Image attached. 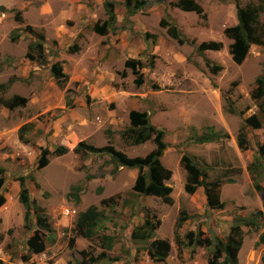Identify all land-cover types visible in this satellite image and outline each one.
<instances>
[{"label":"rangeland","instance_id":"obj_1","mask_svg":"<svg viewBox=\"0 0 264 264\" xmlns=\"http://www.w3.org/2000/svg\"><path fill=\"white\" fill-rule=\"evenodd\" d=\"M142 1V9L130 15L124 0H0L5 10L0 11V86H4L0 87V264H80L85 259L97 264H208L213 245L197 247V235L214 244L216 238L228 236L235 219L264 212V196L253 187L255 181L264 186V158H258L264 119L251 99L255 81L264 71V46L251 45L243 63L236 65L229 55L232 41L224 35L226 28L237 25L238 8L264 6V0H193L201 7V16L181 11L180 0ZM105 2L113 4L116 16V30L108 32V38L92 30L107 19ZM162 21L177 27L183 44L167 35ZM254 27L264 43V13ZM32 34L44 37L46 64L38 62L36 53H32L35 63L19 61L28 53ZM104 40L107 44L116 40L111 56ZM210 41L221 43V49L199 54L198 47ZM74 46L78 51L71 52ZM130 59L143 66H137L136 74L124 67ZM205 59L222 70L211 74ZM57 62L68 78L62 87L50 73ZM103 64L110 65L107 76L112 74L105 86ZM139 75L143 84L137 87L134 81ZM16 97L24 100L23 105L8 108L5 102ZM132 110L147 112L151 124L165 133L167 149L161 164L171 172L166 184L173 190L172 205L136 196L132 187L137 170L115 169L107 155L74 151L83 141L96 148L111 145L128 157L146 156L154 149L151 142L130 146L120 138ZM254 114L262 128L244 130L248 149L241 150L237 136L244 119ZM208 126L221 133L220 139L196 144L194 136ZM58 147L67 153L54 155ZM43 149L49 152L48 165L38 169ZM184 154L207 170L208 181H220L221 210L207 208L202 187L192 195L184 192L186 173L180 166ZM226 170L235 171L224 177ZM20 178L32 205L44 212L51 226L39 254L28 249L27 242L38 229L32 213L24 220ZM91 206L100 213L99 223L94 237L83 239L74 225ZM67 209L76 215H64ZM147 212L159 222L154 239L170 244L169 257L162 263L148 256L145 244L130 238ZM179 218H185L177 231L181 248L174 236ZM241 229L238 264H262L264 246H257V239L263 227ZM187 234H192L193 245L185 239ZM104 236L114 240L110 250L104 246Z\"/></svg>","mask_w":264,"mask_h":264},{"label":"trees","instance_id":"obj_2","mask_svg":"<svg viewBox=\"0 0 264 264\" xmlns=\"http://www.w3.org/2000/svg\"><path fill=\"white\" fill-rule=\"evenodd\" d=\"M124 3L126 11L130 15L140 11L145 4L142 0H124ZM178 8L183 12H193L198 16L202 15L201 7L193 0H180ZM104 9L107 19L102 24L98 22L95 23L92 28L93 32L100 36H105L108 32H114L116 30L114 26L116 23V16L114 14L113 4L105 2ZM0 11L5 10L4 8H0ZM260 13H264V6L262 4H259L258 6L248 5L244 8H238L237 25L224 30L225 37L232 41L229 46V55L231 56L233 63L236 65L243 63L251 45L264 46V43H261L256 37L257 31L254 27L255 23H257L259 19ZM160 25L166 29V33L171 39L181 44L184 43V39L181 37L179 30L174 24L162 21ZM32 36L34 40L30 43L28 53L19 61L21 63H32L34 62V55L32 53H36L37 58L39 59L38 62L46 64L43 46L45 40L43 35L32 34ZM221 46L222 45L219 42H203L198 47L197 52L202 54L204 51H219ZM69 50L71 52H76L78 51V48L77 46H74ZM38 62L36 63L37 65ZM204 62L211 74H216L222 70V66L211 62L208 59H205ZM150 63L153 65L152 62ZM137 66L141 67L140 63L132 59L127 60L124 64L125 68L131 69L133 72L136 71ZM141 68H143V66ZM50 73L59 87L64 86V84L68 81L67 75L63 72V68L59 62L51 66ZM134 83L137 87H140L143 84L142 77L139 75ZM0 87L4 86L1 85ZM251 99L256 103L258 108L257 114L264 119V71L255 81V86L251 91ZM23 102V99L16 97L11 100V102L5 103L6 105L9 104V106L7 105L8 108H12L15 105H23ZM229 112H233L231 107ZM257 114H254L243 121L244 126L240 129L237 136V145L241 150L248 149L246 132L244 130L246 128H251L253 130H259L262 128L261 121ZM128 116L129 125L120 132V138L125 144L130 146H139L147 142H151L154 145V149L146 156L128 157L123 152L114 149L111 145L96 148L93 145H85L83 142H80L74 151L78 152L84 150L86 151V154L88 152L91 154L107 155L109 156V162L115 166V169L128 168L137 170L138 175L132 187L133 193H135L136 196L141 197H155L160 199L166 205H172L173 199L171 197V193L173 190L166 184V182L171 178V172L161 164V158L167 149V144L164 142L165 133L163 130L158 129L151 124L150 117L147 112L132 110L129 112ZM219 134L221 133L215 132L213 127L208 126L205 128V132L202 133V135L194 136V142L196 144L211 143L220 139L221 136ZM223 137L227 136L223 134ZM67 151L68 150L65 147H58L53 153L56 156H62L65 155ZM48 155L49 152L47 149H43L41 151V156L38 160V169H42L48 165ZM258 155L259 159L264 158V142L258 148ZM259 159L257 160L259 161ZM180 166L186 173L185 184L183 187L184 192L187 195H192L199 187H202L206 198L207 208L211 210H221L224 204L220 201V181H208L206 173L207 170L201 167V165H199V163H197L195 158L191 155H182L180 159ZM233 171L235 170H226L223 176L228 177ZM236 172L239 171L236 170ZM2 183L3 179L0 178V186ZM19 184V202L25 209L24 220L27 222L28 216L32 213L36 219V226L38 229L28 240V249L31 254H39L45 249L44 235H46V232H52L51 226L44 212L40 208L32 205L29 192L25 187L24 178L19 179ZM253 187L264 196V186H261L260 183L255 181L253 183ZM0 203H2L1 200ZM99 218L100 213L94 206H91L84 212H81L77 216L74 225L76 235L83 239H91L94 237L95 229L99 223ZM152 219H156V217L154 216ZM184 219L185 218L178 219L174 234L179 248H181L183 244L177 231L182 227ZM158 225L159 222H153L150 218V214L148 213L143 224L132 228L130 238L134 242L143 245L145 244L142 248L146 250L148 256L155 262L162 263L169 257L170 244L165 240L154 239V234ZM242 226L255 229L263 227V230L257 239V246H264V212L259 211L250 217H240L235 219L228 236L224 239L216 238L214 244L211 243L208 238L199 240L197 237L200 235L195 237L197 247L208 248L213 245L212 252L210 251L208 264H238L237 253L240 249L243 237L241 229ZM103 239L105 248L110 250L113 246L114 240L109 236H104ZM185 239L189 240V245H193L195 243L192 241V234L185 235ZM84 256L86 257V254ZM23 259L24 261H28L30 259V255L25 256ZM260 261L264 264V252L261 255ZM80 264L97 263L93 259H85L81 261Z\"/></svg>","mask_w":264,"mask_h":264},{"label":"crops","instance_id":"obj_3","mask_svg":"<svg viewBox=\"0 0 264 264\" xmlns=\"http://www.w3.org/2000/svg\"><path fill=\"white\" fill-rule=\"evenodd\" d=\"M109 34L111 35L112 33H109ZM101 37H106V36H101ZM125 37H127V34H125ZM106 38H108V37H106ZM104 42H105V40H104ZM115 42H116V40L115 41L113 40V42L111 41L110 44L109 43L107 44L106 42H105L106 44H103L106 47V49H108V51L106 53L109 56H111V54L114 52L113 49H116V43ZM130 49L133 50L132 48H130ZM108 55H106V56H108ZM119 55L121 57V54H119ZM130 55H131V57H129V58H134L131 53H130ZM115 57H117V55ZM105 60H107V59H105ZM105 60H104V62H105ZM104 64L102 66V68H104L103 69L104 70V75H103V77L101 76V80H102V82L105 80V84H104V86H105L106 84H108V82H110L112 80V74L111 73L109 74L111 77L107 76L108 67H110V65L108 67H104ZM73 103L74 104H72V106H76V102H73Z\"/></svg>","mask_w":264,"mask_h":264},{"label":"built area","instance_id":"obj_4","mask_svg":"<svg viewBox=\"0 0 264 264\" xmlns=\"http://www.w3.org/2000/svg\"><path fill=\"white\" fill-rule=\"evenodd\" d=\"M63 214L64 215H66V216H69V215H72V216H74V215H76V212L75 211H70V210H65V212H63Z\"/></svg>","mask_w":264,"mask_h":264}]
</instances>
